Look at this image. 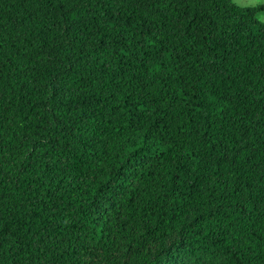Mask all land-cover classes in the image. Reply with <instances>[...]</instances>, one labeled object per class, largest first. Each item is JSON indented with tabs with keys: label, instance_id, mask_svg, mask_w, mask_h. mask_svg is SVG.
Wrapping results in <instances>:
<instances>
[{
	"label": "trees",
	"instance_id": "obj_1",
	"mask_svg": "<svg viewBox=\"0 0 264 264\" xmlns=\"http://www.w3.org/2000/svg\"><path fill=\"white\" fill-rule=\"evenodd\" d=\"M263 12L0 0V264H264Z\"/></svg>",
	"mask_w": 264,
	"mask_h": 264
},
{
	"label": "snow or ice",
	"instance_id": "obj_2",
	"mask_svg": "<svg viewBox=\"0 0 264 264\" xmlns=\"http://www.w3.org/2000/svg\"><path fill=\"white\" fill-rule=\"evenodd\" d=\"M65 3H69L73 10L75 11V5L76 4H87L89 3V0H64ZM91 3H94V4H99L101 2V0H90ZM254 0H239V4L238 5H243V4H251L253 3ZM72 19L75 20L76 19V16L73 15L72 16Z\"/></svg>",
	"mask_w": 264,
	"mask_h": 264
},
{
	"label": "rangeland",
	"instance_id": "obj_3",
	"mask_svg": "<svg viewBox=\"0 0 264 264\" xmlns=\"http://www.w3.org/2000/svg\"><path fill=\"white\" fill-rule=\"evenodd\" d=\"M260 4H264V0H254V2L251 4H243V5H239V6H241V7H253V6L260 5ZM259 19L264 21V12L259 15Z\"/></svg>",
	"mask_w": 264,
	"mask_h": 264
},
{
	"label": "clouds",
	"instance_id": "obj_4",
	"mask_svg": "<svg viewBox=\"0 0 264 264\" xmlns=\"http://www.w3.org/2000/svg\"><path fill=\"white\" fill-rule=\"evenodd\" d=\"M233 3L239 4V0H233Z\"/></svg>",
	"mask_w": 264,
	"mask_h": 264
}]
</instances>
